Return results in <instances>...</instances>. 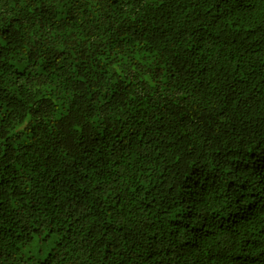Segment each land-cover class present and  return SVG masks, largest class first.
I'll return each instance as SVG.
<instances>
[{"label": "trees", "instance_id": "16d2710c", "mask_svg": "<svg viewBox=\"0 0 264 264\" xmlns=\"http://www.w3.org/2000/svg\"><path fill=\"white\" fill-rule=\"evenodd\" d=\"M0 264H264V0H0Z\"/></svg>", "mask_w": 264, "mask_h": 264}, {"label": "rangeland", "instance_id": "374dc122", "mask_svg": "<svg viewBox=\"0 0 264 264\" xmlns=\"http://www.w3.org/2000/svg\"><path fill=\"white\" fill-rule=\"evenodd\" d=\"M55 242L52 239H41V236H37L31 245L26 248V253L33 254L41 259L45 258L55 246Z\"/></svg>", "mask_w": 264, "mask_h": 264}]
</instances>
